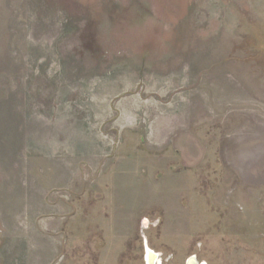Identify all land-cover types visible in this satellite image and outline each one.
<instances>
[{
    "label": "rangeland",
    "instance_id": "374dc122",
    "mask_svg": "<svg viewBox=\"0 0 264 264\" xmlns=\"http://www.w3.org/2000/svg\"><path fill=\"white\" fill-rule=\"evenodd\" d=\"M264 264V0H0V264Z\"/></svg>",
    "mask_w": 264,
    "mask_h": 264
},
{
    "label": "water",
    "instance_id": "95a60500",
    "mask_svg": "<svg viewBox=\"0 0 264 264\" xmlns=\"http://www.w3.org/2000/svg\"><path fill=\"white\" fill-rule=\"evenodd\" d=\"M146 252H150L152 256H156V254H154L152 251H150L148 248H146ZM149 253V254H150ZM188 264H196L195 260H194V257H190L187 261ZM147 264H149L147 262Z\"/></svg>",
    "mask_w": 264,
    "mask_h": 264
},
{
    "label": "flooded vegetation",
    "instance_id": "af4514ba",
    "mask_svg": "<svg viewBox=\"0 0 264 264\" xmlns=\"http://www.w3.org/2000/svg\"><path fill=\"white\" fill-rule=\"evenodd\" d=\"M146 260H147V262H148L149 264H153L154 261H155V257H152V255L149 257V255H148L147 258H146Z\"/></svg>",
    "mask_w": 264,
    "mask_h": 264
},
{
    "label": "bare ground",
    "instance_id": "6f19581e",
    "mask_svg": "<svg viewBox=\"0 0 264 264\" xmlns=\"http://www.w3.org/2000/svg\"><path fill=\"white\" fill-rule=\"evenodd\" d=\"M147 247V246H146ZM148 248V247H147ZM150 252H146V258L147 256L149 255V257L151 256V253L149 254ZM152 257H156V256H152Z\"/></svg>",
    "mask_w": 264,
    "mask_h": 264
}]
</instances>
